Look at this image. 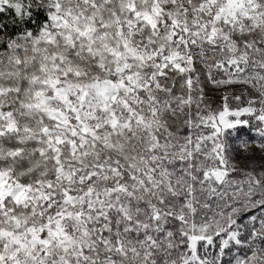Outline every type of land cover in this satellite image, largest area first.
<instances>
[{
    "label": "snow or ice",
    "instance_id": "obj_1",
    "mask_svg": "<svg viewBox=\"0 0 264 264\" xmlns=\"http://www.w3.org/2000/svg\"><path fill=\"white\" fill-rule=\"evenodd\" d=\"M0 264H264V0H0Z\"/></svg>",
    "mask_w": 264,
    "mask_h": 264
}]
</instances>
